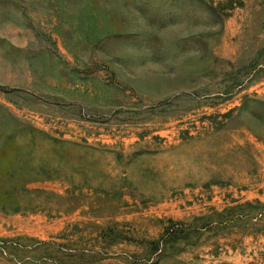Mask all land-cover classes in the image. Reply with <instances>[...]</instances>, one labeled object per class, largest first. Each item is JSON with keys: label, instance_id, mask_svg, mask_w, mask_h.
Returning <instances> with one entry per match:
<instances>
[{"label": "rangeland", "instance_id": "374dc122", "mask_svg": "<svg viewBox=\"0 0 264 264\" xmlns=\"http://www.w3.org/2000/svg\"><path fill=\"white\" fill-rule=\"evenodd\" d=\"M0 264H264V0H0Z\"/></svg>", "mask_w": 264, "mask_h": 264}]
</instances>
